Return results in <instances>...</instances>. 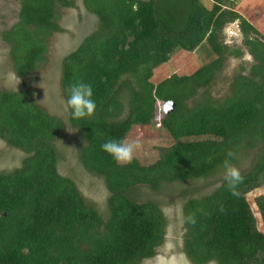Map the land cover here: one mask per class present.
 <instances>
[{"label": "trees", "instance_id": "16d2710c", "mask_svg": "<svg viewBox=\"0 0 264 264\" xmlns=\"http://www.w3.org/2000/svg\"><path fill=\"white\" fill-rule=\"evenodd\" d=\"M19 1L18 21L2 40L15 79L26 81L48 61L50 38L63 32L59 10L75 0ZM81 1L98 23L63 57L59 90L66 103L73 83L92 86L94 115L73 119L67 107L64 117L81 136L77 166L102 179L109 195L98 210L84 196L81 173L60 172L65 121L41 105L38 90H0V140L22 155L21 166L0 170V264H141L156 256L175 223L192 264H264V233L247 199L264 186V36L236 10L241 0H211L210 8L206 0ZM234 24L254 62L215 99L211 88L227 60L244 56L223 37ZM203 44L212 62L151 82L176 49L194 53ZM158 102L176 106L160 120L168 146L148 143L156 159L150 164L134 158L118 165L101 145L150 126ZM200 133L212 138L194 140ZM225 159L243 177L236 195L224 180ZM215 176L218 186L188 194L172 223L160 206L139 200L142 187L156 192ZM254 204L264 227V194Z\"/></svg>", "mask_w": 264, "mask_h": 264}, {"label": "rangeland", "instance_id": "374dc122", "mask_svg": "<svg viewBox=\"0 0 264 264\" xmlns=\"http://www.w3.org/2000/svg\"><path fill=\"white\" fill-rule=\"evenodd\" d=\"M255 3L256 7H259V15L263 16L264 1L255 0ZM246 4L248 5V3ZM19 10V0H0V90L21 91L25 87L34 90L36 89L40 93L38 100L41 102V105L51 114L56 115L65 121V130L62 139L57 143V145L61 148L59 149L62 150L65 155L60 164V172L63 175L69 173L71 175L81 173L80 186L83 189V192L86 193L84 194L86 200L93 206L96 204L95 206L98 210H102L106 204L109 192L102 179L82 172V169L77 166L79 161L76 153L80 151L79 148L82 146V140L80 134L66 122L64 115L67 112V105L63 99L62 93L59 90V67L63 57L73 51V49L78 46V43L82 42L86 36L95 32L98 20L86 11L81 0H75V6L73 8L60 9V19L58 21V25L62 28L63 32L55 33L53 37L50 38L48 42V61L38 67L37 73H35L34 77L30 80L20 81L19 79H15L17 75L14 73L12 68L13 65L10 57V47L2 40V33L9 30L12 25L17 23ZM257 30H259L260 34L264 36L263 29ZM238 36L239 31L237 25L234 24L227 28V39H230L231 37L233 40H237V38H239ZM238 45L243 48L241 43ZM176 50L178 51L179 49ZM242 50L244 51L242 59H235L233 57L229 58L216 81L213 83L211 96L215 99L226 97L229 93L230 83L233 77L240 73L242 68L248 69L252 66L254 62L253 57L244 48ZM200 52L203 56L202 61H211L214 56V53L207 44L202 46ZM177 56H179L177 52H175L172 56L174 66L177 64L179 65V59H174V57ZM186 56L189 57V55ZM202 61L200 59L198 60L197 56H190L189 60H185L184 63H181L182 70L176 71V74L180 76H184L186 74L191 75V73L193 74L199 66L204 65ZM188 68H193V71L188 70ZM160 69L162 72H165L168 70V66L162 65L157 68L156 71L158 70L160 72ZM162 79L163 78L158 76L157 73H154V77L151 82L157 85ZM163 106L164 103L158 102L153 107L155 118L150 126H135L129 134L128 140L140 141L141 147L140 150H137L135 158L141 159L143 164H150L156 160L150 156L152 155L153 149H151L152 146L148 145V143H152L155 147L156 143L164 146H168L169 144L168 141L164 140L163 136L165 132L160 126V120L164 117ZM207 138L209 139L212 137L206 133H200L194 140H206ZM216 138L218 139L219 137ZM144 153L147 154L144 155ZM19 159H22V155L18 151L12 149L5 141L0 140V170L5 171L6 169H15L21 166ZM218 179H220V177L215 176L207 180L200 181L192 186L175 185L168 188L163 187L156 192H152L150 189L142 187L143 194H140L139 200L154 202L160 206L168 220L172 223V220L177 218L175 216L176 211L180 210L183 206V202L185 201L184 198L190 196L188 194H191L193 197L207 194L218 186ZM263 194L264 186L247 194V199L258 219V227L264 233L263 224L254 204L255 198ZM99 202H101V204H98ZM141 264H192L186 257L183 249L182 225L176 223L173 225L170 224L167 229L165 243L157 250L156 256L153 259L144 261Z\"/></svg>", "mask_w": 264, "mask_h": 264}, {"label": "clouds", "instance_id": "9594fccd", "mask_svg": "<svg viewBox=\"0 0 264 264\" xmlns=\"http://www.w3.org/2000/svg\"><path fill=\"white\" fill-rule=\"evenodd\" d=\"M66 104L71 110L73 119L93 116L97 104L93 98L92 86L81 81L73 83L68 89ZM140 147V141L128 139H109L101 145V149L111 156L118 165L131 163ZM232 155L231 152L228 153L229 158ZM223 168L224 180L228 188L232 190L233 195H236L235 189L242 182L243 177L240 171L231 164L230 159L224 160Z\"/></svg>", "mask_w": 264, "mask_h": 264}, {"label": "crops", "instance_id": "0c3cea01", "mask_svg": "<svg viewBox=\"0 0 264 264\" xmlns=\"http://www.w3.org/2000/svg\"><path fill=\"white\" fill-rule=\"evenodd\" d=\"M144 1H146V0H144ZM264 1V0H263ZM205 3H206V7H208V8H210L211 6H212V2H211V0H206L205 1ZM246 3H248V5H250V6H248ZM246 4V5H245ZM247 6V7H246ZM252 7V8H251ZM250 8V9H249ZM236 10L244 17V18H246L247 19V21L248 22H250L256 29H263L264 30V12H263V16H260L259 15V7H256V3H255V0H250V1H248V0H241L240 2H239V4H237V6H236ZM263 11V10H262ZM262 13V12H261ZM229 27V26H228ZM227 27V28H228ZM227 28L225 29V32H224V35H223V37H224V39H225V42L227 43V44H230V45H233L232 43H235V44H240L241 43V40H242V38H241V34H240V32H239V38H237V40H233L231 37H230V39H227V37H226V35H227ZM238 31H239V29H238ZM259 31V30H258ZM227 40H229V41H227ZM231 41V42H230ZM204 45V44H203ZM203 45H201L194 53H188V52H185L184 50H182V49H180V48H178L179 50L177 51H174V53L175 52H177V54H179V56H177V57H174V59L176 58V59H179V65L177 64L176 66H174V63L172 62V56H173V54L171 55V60L167 63V64H165V65H167L168 66V70L170 71H165V72H162V70L160 69V72L157 70H155L154 71V73H157L158 74V76H160L161 78H163L161 81H163V80H165V79H167L168 77H170L171 75H173V74H176V71H180V70H182L181 68H182V65H181V63H184V61L185 60H189V58H190V56H197V59L199 60H203V56H202V53L200 52L201 51V48H202V46ZM185 53H188V54H185ZM186 55H189V57L188 56H186ZM215 59V55L213 56V58L211 59V61H202L203 63H204V65H206V64H208V63H210V62H212L213 60ZM174 61V60H173ZM206 62V63H205ZM196 66H198V65H196ZM200 67H202V66H199L196 70H198ZM188 70H192L193 71V68H188ZM173 71H175V72H173ZM194 73V72H193ZM167 74V75H166ZM192 74V73H191ZM187 75V74H186ZM153 77H154V75H153ZM152 81V80H151ZM161 81H159V83L161 82ZM158 83V82H157Z\"/></svg>", "mask_w": 264, "mask_h": 264}, {"label": "water", "instance_id": "95a60500", "mask_svg": "<svg viewBox=\"0 0 264 264\" xmlns=\"http://www.w3.org/2000/svg\"><path fill=\"white\" fill-rule=\"evenodd\" d=\"M175 107L176 106H175V104L173 102H166V103H164V106H163L164 116H167L170 113H172L175 110Z\"/></svg>", "mask_w": 264, "mask_h": 264}]
</instances>
